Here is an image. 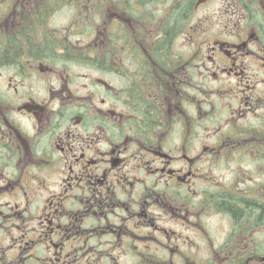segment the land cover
<instances>
[{"label":"flooded vegetation","instance_id":"flooded-vegetation-1","mask_svg":"<svg viewBox=\"0 0 264 264\" xmlns=\"http://www.w3.org/2000/svg\"><path fill=\"white\" fill-rule=\"evenodd\" d=\"M0 62V264H264V0H3Z\"/></svg>","mask_w":264,"mask_h":264},{"label":"rangeland","instance_id":"rangeland-1","mask_svg":"<svg viewBox=\"0 0 264 264\" xmlns=\"http://www.w3.org/2000/svg\"><path fill=\"white\" fill-rule=\"evenodd\" d=\"M3 0H0V3L2 2ZM89 3H93V0H89ZM10 6H12L11 4H10ZM108 9V8H107ZM58 12H59V14L58 15H56L55 17H52L53 18V22L54 23H56V22H62V21H66V19H67V16L68 17H70L71 16V14L70 13H66V14H64V15H62V13H64V12H67V10H64L63 8L62 9H60V10H58ZM70 12H72V11H70ZM207 13L208 12V10L207 9H205V4L204 5H202L200 8H198L197 10H196V12H195V15L193 14V15H191V19H192V21L194 20V18H196V25H195V27H194V29H193V31L195 32V34H196V38H197V41H199L200 40V37H204V35H201V34H203V33H205L206 32V26H205V24H203V23H201L200 21H199V19H198V17L200 16V14L201 13ZM73 13V16H75L74 15V12H72ZM198 16V17H197ZM189 20H190V18H189ZM90 38V37H89ZM88 38V39H89ZM85 43H86V46L88 47V48H90V45H91V41H85ZM185 44H187L186 46H185ZM189 47H191V44H190V40H189V36H188V38L187 39H184V37L183 36H181L180 38H178V40H176V42H175V44H174V46H173V48L174 49H182V48H189ZM6 70H8V69H6ZM10 72V71H9ZM10 75H12V72H11V74H9V75H7L6 74V76H4L3 78L0 76V80H6V79H9V76ZM221 167L220 166H218L216 169H215V171L214 172H220L221 171ZM261 177H262V181L264 182V169H262L261 170ZM264 187V184H262V188ZM212 223L214 224V225H216V227H218V232H215L214 233V235L215 236H217L218 237V239H220L222 236H223V228H224V222L222 221V220H219V219H215V218H213L212 219Z\"/></svg>","mask_w":264,"mask_h":264},{"label":"trees","instance_id":"trees-1","mask_svg":"<svg viewBox=\"0 0 264 264\" xmlns=\"http://www.w3.org/2000/svg\"><path fill=\"white\" fill-rule=\"evenodd\" d=\"M165 44H166V45H168V43H167V42H165ZM164 47H166V46H164ZM0 63H3V62H0Z\"/></svg>","mask_w":264,"mask_h":264}]
</instances>
